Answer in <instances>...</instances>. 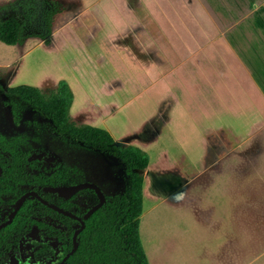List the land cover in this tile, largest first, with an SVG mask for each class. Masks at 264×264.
<instances>
[{"label":"rangeland","instance_id":"374dc122","mask_svg":"<svg viewBox=\"0 0 264 264\" xmlns=\"http://www.w3.org/2000/svg\"><path fill=\"white\" fill-rule=\"evenodd\" d=\"M143 1L0 0L26 18L20 43L0 42V85H44L47 95L64 80L75 96L72 108H80L90 125L115 138L127 134L116 144L144 148L157 134L146 151L151 168L140 171L139 235L151 264H264V153L256 146L233 153L230 169L213 167L207 157L192 163L191 156H203V139L192 153L197 136L191 135V120L160 112L165 84L142 51H132L133 30L143 34ZM3 100L0 95V146L41 149L69 179L93 182L105 195L123 191L125 171L115 158L62 141L28 105ZM168 129L178 133L173 160L163 164L159 139ZM22 251L32 262L30 249ZM15 257L21 258L18 251Z\"/></svg>","mask_w":264,"mask_h":264},{"label":"crops","instance_id":"0c3cea01","mask_svg":"<svg viewBox=\"0 0 264 264\" xmlns=\"http://www.w3.org/2000/svg\"><path fill=\"white\" fill-rule=\"evenodd\" d=\"M142 8L143 34L133 30L132 51L135 56L142 51L165 84L160 112L169 118L184 113L191 120V135L197 136L192 153L203 139V156H191L192 163L207 157L213 167L230 169L233 153H247L251 146L264 153V0H144ZM73 110L71 120L90 125L80 108ZM177 133L160 134L162 163L173 160ZM112 137L115 143L128 139ZM156 140L154 133L148 147Z\"/></svg>","mask_w":264,"mask_h":264},{"label":"trees","instance_id":"16d2710c","mask_svg":"<svg viewBox=\"0 0 264 264\" xmlns=\"http://www.w3.org/2000/svg\"><path fill=\"white\" fill-rule=\"evenodd\" d=\"M23 7L27 9L26 5ZM18 12L16 5H0V42L6 45L21 42L26 18ZM0 95L7 98L4 102L16 98L28 105L44 119L42 127L62 141L112 156L124 167L123 191L105 195V202L85 219V227L77 235L78 246L64 264H149L139 235L143 182L140 171H144L148 165L147 154L133 145H117L106 129L76 124L71 120L68 110L73 95L64 80H59L47 95L41 88L27 84L7 88L0 85ZM42 151L15 152L0 146V180L8 179L0 181V187L7 186L5 193L9 195L5 199L0 197V207L11 209L18 196L29 188L38 190L45 199L50 200L52 194L42 191V187L71 183L68 171L56 168V164L48 161L45 155L36 156ZM20 186L22 188L19 190ZM10 187H16L12 190L14 197L10 195ZM53 202L72 210L62 200ZM52 222L68 227V230L57 232L65 243L62 246L64 255L72 248L76 220L49 208L35 197H28L13 222L0 229V264H9L7 258L13 243L31 225L35 224L41 233L51 235ZM68 222L72 225L68 226ZM50 251V247L41 245L35 249L34 258L37 260L48 256Z\"/></svg>","mask_w":264,"mask_h":264},{"label":"flooded vegetation","instance_id":"af4514ba","mask_svg":"<svg viewBox=\"0 0 264 264\" xmlns=\"http://www.w3.org/2000/svg\"><path fill=\"white\" fill-rule=\"evenodd\" d=\"M42 154L45 155V158L48 161H50V156L46 155L43 152H38L36 154V156L37 157H42L43 156ZM0 170H1V173H2L1 166H0ZM7 180L8 179L4 178V179H2L0 181H7ZM70 182L71 183L67 182L66 184H61V185H57V186H68V185L80 183L82 181H73V180L70 179ZM44 187H46V186H44ZM44 187H42V191H44ZM15 188L16 187H14V188L10 187V193H11L10 195L13 196V197H14V193H12V190L15 189ZM21 188H22V186L19 187V190ZM86 189H89V188H86ZM31 190L37 192L43 199H45L40 194V192L38 190L30 189V188L25 190V191H23L18 196V198L23 193H25L27 191H31ZM83 190L84 189L78 190L75 193H73L72 195H69L68 197L59 196L57 193H54V192L44 191V192H48V193L52 194L50 200H47V199H45V200H47L48 202H51L53 204H56L59 207H61V206L58 205L57 203L53 202V201L59 202L60 200H62L67 207L72 209V210H67V211L72 212V213H74V214H76V215H78L80 217H83L84 214L87 212V210H89L93 205L97 204V202H98V196H97V194H96V192L94 190L90 189V191H86V192H84ZM5 191H8V187L5 186V185H2L0 187V197L1 198L5 199V198H7L9 196L8 194L5 193ZM28 197H35V196L30 195ZM92 198H94L93 202L91 201ZM17 199L15 200V202L17 201ZM95 199H96V202H95ZM105 199H106V196H105ZM15 202H14V204H15ZM14 204H13V207L11 209L6 207V206L0 207V224H2V223H4L5 221L8 220L9 214L14 209ZM63 209L66 210L65 208H63ZM17 212H16V214H17ZM76 212H78V213H76ZM16 214L14 215V217L12 218V220H11V222L9 224H11L13 222L14 218L16 217ZM72 219H74V218H72ZM74 220H76V219H74ZM84 222H85V219H84ZM68 223H69L68 226L72 225L71 222H68ZM9 224H7V225H9ZM51 224H52V227H53V228H51V231H52L51 235L43 234V233L40 232L39 228L35 224L31 225V227L25 233L21 234L18 237L17 241L15 243H13V245L11 247L12 251H10L8 253V261H7V263H9V264H20V262H23L24 264H60L63 256L65 255V254L62 255V246L65 243H64L63 239L60 236H57V232L62 231L63 229L64 230H68L67 229L68 227H66V226L62 227L61 224L54 223V222H52ZM7 225H5V226H7ZM75 225H76V228H75V230H76L80 226L78 220H76ZM5 226H2L1 228L5 227ZM44 244L46 246L50 247L51 251H50L48 256H43L40 259L36 260L34 258V251L39 246L44 245ZM23 248L30 249V257L32 259V262H29L26 259H24V257H23L24 254H23V251H22ZM17 251L19 252V254L21 256L20 259H16V257H15V254H16ZM61 255H62V257L59 259V256H61Z\"/></svg>","mask_w":264,"mask_h":264},{"label":"water","instance_id":"95a60500","mask_svg":"<svg viewBox=\"0 0 264 264\" xmlns=\"http://www.w3.org/2000/svg\"><path fill=\"white\" fill-rule=\"evenodd\" d=\"M0 173H1V170H0ZM86 188L92 189L96 192V194L98 196V202H97V204L93 205L89 210H87V212L84 214L83 217H80V216H78L72 212L64 210L63 208L57 206L56 204L48 202L47 200L43 199L37 192L31 190V191H27V192L23 193L17 199V201L14 204V209L9 214L8 220L5 221L4 223L0 224V228L11 222L12 218L14 217L16 212L19 210V208L22 206L25 199L30 195L35 196L41 203L45 204L49 208H52V209L58 211L59 213H61L63 215H66V216H69L71 218L78 220L80 226L74 231V233L72 235V248L68 253H66L63 256V258L60 262V264H64L66 259H68V257L76 250V248L78 246L77 235L85 226L84 219L88 218L96 209H98L105 202V200H106L105 194L97 184H95L93 182H88V181H84V182H80V183L72 184V185H68V186H46V187H44V191L54 192V193H57L59 196H63V197H68L69 195H72L76 191L81 190V189H86Z\"/></svg>","mask_w":264,"mask_h":264}]
</instances>
